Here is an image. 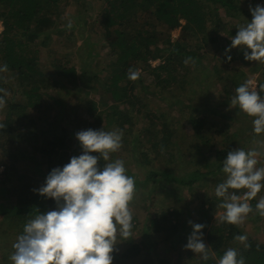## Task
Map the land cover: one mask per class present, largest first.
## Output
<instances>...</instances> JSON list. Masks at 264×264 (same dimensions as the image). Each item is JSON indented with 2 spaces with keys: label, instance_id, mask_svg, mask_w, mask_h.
<instances>
[{
  "label": "trees",
  "instance_id": "trees-1",
  "mask_svg": "<svg viewBox=\"0 0 264 264\" xmlns=\"http://www.w3.org/2000/svg\"><path fill=\"white\" fill-rule=\"evenodd\" d=\"M95 4L100 5L97 7ZM221 8L224 9V16L235 24L237 19L233 17H236L234 11L238 8V0H0V22L4 28L0 33V69L7 65L6 71H0V89L4 90L0 91V96L6 100V106L0 109V124L5 126L0 128V168H3L0 171V195L9 194L0 199V214L3 217L0 220V232H6L9 226L19 228L9 233L17 241L30 218L56 209L55 200L49 197L45 208H36L34 202L38 203L40 196L34 195V190L52 169L62 168L70 162L71 157L78 155L77 150L72 148L70 128L65 129L66 123L71 128H83L87 125L86 117L90 115L97 121L105 119L103 130L122 131L120 149L131 150V145L128 146L131 142L127 137L136 129H142L138 127L147 119L146 109L150 103L143 94L137 92L135 86H142L141 83L147 80L150 90L146 92L159 101L171 79L177 88L184 87L189 72L193 74L194 80V68H188L187 59L190 58L189 54L192 59L201 58L192 50L189 40L195 37L196 44L199 43L197 52L201 51V54L209 46H217L219 29L223 28L226 21L220 12ZM91 12L93 15H88ZM181 21L185 22L183 28L194 34H189L184 47L182 40L172 39V31L182 25ZM76 27L82 33L84 31L86 37L75 36L80 33ZM89 34H92L91 38ZM96 38L100 40L94 46L100 45L105 49L104 62L113 73L107 78L92 74L89 81H84L81 79L82 69L78 65L79 56ZM59 48L68 53L61 57ZM220 51L219 48L215 50V55ZM88 55L93 58L99 52L94 48ZM228 57L222 54L221 58L231 63L233 59L230 56L229 60ZM153 61L161 63L153 65ZM132 72L138 73L137 79L129 78ZM213 73L214 77L225 79L220 77L224 70L214 67ZM65 83L78 91L70 94V99L74 98L73 102L65 103L62 95L54 94L68 93L63 87ZM81 85L90 87L93 92L89 91L84 96ZM260 94L264 96V92ZM105 108L107 111L104 113ZM249 119L242 131L248 143L256 137L254 119ZM231 121L238 124L233 118ZM162 125L157 144L159 149L153 152L144 150L146 154L137 153L139 163L145 164L143 159L152 157L151 164H163L164 157L172 156L174 124L172 127L168 122ZM216 125V121L201 116L199 112L187 124L192 135L204 143H209L215 137ZM90 126L88 129L102 130ZM236 130L233 138L239 135V129ZM242 142L246 141L243 139ZM27 144L32 148V158L24 150ZM213 148V145L209 147L212 152L207 159L217 163L208 160L205 165L209 170L206 172L198 168L182 177L175 168H160L157 164L148 171L145 183H152L154 190H161L168 183L187 184L191 188L193 183L210 178V186L215 194L216 186L226 178L222 170L223 162L232 150L225 148L214 151ZM39 156L42 157L45 170L41 175L30 171V166L35 165L34 161ZM99 165L103 167L102 162ZM260 193L249 201L253 210L261 195L264 196V189ZM157 205L144 204V207L150 206L153 210V217L147 227L160 237L158 246L164 245L156 251L159 256L156 264H218L229 248L236 249L245 264H264V242L260 243L248 236L243 243L236 240L235 236L244 235L240 224H229L215 217L219 211L218 205L208 197H204L195 212L198 215L197 223L205 225L202 229L203 242L209 247V259L204 260L201 254L185 248L181 254L190 251L193 258L174 262L171 251L179 243L185 246L190 236L183 234L185 227L190 226V212L185 214L180 207L172 204L167 207ZM137 221L134 217L132 231L139 229ZM118 243L123 248H119ZM117 244L112 254L113 264H154L150 250L144 252L147 248L136 239L133 232L126 240L118 236ZM3 249L0 247V250ZM7 257L5 252L3 259Z\"/></svg>",
  "mask_w": 264,
  "mask_h": 264
},
{
  "label": "rangeland",
  "instance_id": "rangeland-1",
  "mask_svg": "<svg viewBox=\"0 0 264 264\" xmlns=\"http://www.w3.org/2000/svg\"><path fill=\"white\" fill-rule=\"evenodd\" d=\"M253 1L254 0H238V8L234 11V15L236 17H233L237 19L234 22L235 24H233L230 19L224 16V9H220L221 14L226 17L225 25L221 30L219 29L220 32L218 35L217 46H209V48H206L208 50L204 54H201V51L197 52L198 48L196 46L199 43L196 44L197 40L194 39L195 37H191L189 40V45L193 47L192 50H195L194 52L197 53V56L201 58V60L197 59V61L192 59L193 57L189 54L190 58L187 59L188 68H194V80H192L193 74H190L189 72L187 78L185 79L186 83H184V87L177 88V84L171 79L167 84L169 87L164 89V92L161 94V100L159 101L154 99V97L146 92L150 90L147 80L141 83L142 86H135V89L138 93L143 94L145 99L150 100V103L147 105V109L146 107L144 108L147 112V119H144L141 122V125L138 127L142 129H136V131L130 137H127V139L133 144V147L131 143L128 144V146L131 145V150L129 152L128 150L122 151L119 149L117 152L110 153L108 161H104L102 158L99 160V164H101V162L103 163L102 166H104L106 163L114 162L117 159L122 160L124 162L125 168L127 169L126 174L134 178L136 194L134 201L130 204V208L133 212V218L136 217L138 219L137 224L139 229H134L132 232L134 233L136 239L142 241L143 246L147 248L144 252L150 250L151 255H153L154 264H156V260L159 257L156 251L161 250L164 245L161 244V246H158L160 237H158L156 232H150L147 227L148 221L151 217H153V210L150 206L144 207V204L147 203V205H149L150 203H158L157 207H167L171 204L173 206L176 205L180 207V209L185 212V214H187L188 211L190 212L189 221L192 223H197L198 221V215L195 212V208L199 207L200 203L204 200V197H208L212 203H217L219 211L215 217H221L224 214L225 209L220 207V205L223 203V198L217 197L216 194H214V191L210 186V178L201 179L197 183H193L191 188L190 185L187 184L168 183L166 187H162L161 190H154L152 188V183H145V180L148 176V171L158 164L160 168H175L182 177L187 176L198 168L201 170V172H206L209 170V167L205 165L208 160L209 162H214V164L217 163L213 161V159H207L210 158L209 154L212 152L209 149L211 145L214 146V151L225 148L231 150L242 148L247 151L256 149L261 153V155L257 156L259 161L257 167H264V133L259 135L256 134L255 139L248 143L247 137H243L244 133H242V131H244V125L246 126V124L249 123V118L254 119V117L245 114L239 109L238 106H233L231 104V100L235 95V89L241 84L247 82L250 78H255L259 85L264 84V62L246 60L244 58V53L245 51H248L250 54V50L245 49V46L243 45L240 47L231 48L230 51H226V49L230 48L231 38L236 35L238 28L242 25H246L252 20L250 6L253 8L257 4L264 6V1L262 0H256L255 2ZM95 5L98 7L100 4ZM88 15H93V12L89 13ZM73 16L76 18L75 15ZM184 23V21H181L182 25L172 31L173 41L182 40L183 47L187 44L186 39L188 38L189 34L194 35L193 33H190L189 30L183 28ZM2 28L3 24L1 23L0 33L3 31ZM77 30L80 33L75 34V36H84V31L82 33L80 28H77ZM70 31L71 30H69V32ZM91 36L92 34H89L90 38ZM99 40L100 39L97 38L95 40H91V42L85 48L86 52L84 50V53H82L81 57L79 56L80 59L78 65L81 67L80 69H82L81 79L84 81H89L92 77V74H99L100 76L107 78V76L109 77L113 73V70L109 68L107 63L104 62V54L106 52L105 49L101 48L100 45H98V47L94 46V44H96V42ZM217 47L221 49V51L218 53V55H215L214 52L218 49ZM94 48H96V50L99 52V55L91 58L88 54L91 51H94ZM60 49L61 48H59V55L61 57L68 53ZM75 49L77 50L78 48ZM222 54L231 56L233 59L232 62L228 63V61H223L221 58ZM152 63L153 65H158L161 62L153 61ZM214 67L224 70V73L222 76H220L225 78L224 80H220L213 76ZM196 68L198 70H196ZM180 73H184V71H181ZM184 76L186 77V74ZM63 87L68 93L61 94L55 92L54 94L57 96L62 95L65 103L73 102L74 98L70 99V94H74L75 91H78L73 90L72 86L67 83H65ZM80 90H82L81 93L84 96H86V93L89 91L93 92L90 87L82 85ZM178 109L181 110L178 111ZM106 111L107 109L105 108L104 113ZM196 112H199L201 116H205L206 118L217 122V133L209 143H204L203 141L194 137V135H192V130H190V127L187 126V124L190 122V118L196 114ZM39 118H41V114H39ZM231 118H233V120H237L238 124H234L231 121ZM86 122L87 127L84 126L83 128L78 126L71 128L70 125L67 123L65 124V129L69 130L70 128V141L72 142L71 145L73 150H77L78 152L77 156L82 154V147H79L80 143L76 138V134L81 130H87L88 126L90 125L94 126L96 129H103L104 125L106 124L105 119L97 121L91 115L86 117ZM167 122L169 123L170 127H172L171 125L174 124V137L171 144L173 149L171 151L172 156L164 157L165 161L163 160V164L160 162H154L151 164V161H153L152 157V160H150L151 158L149 159V157L143 159L145 164L139 163L140 159L137 157V153H145L144 150L146 152H153L156 149H159L157 144L160 135V128L163 126L162 124H167ZM150 124H154V126H151ZM236 129H239V135L233 138L235 136V131L237 132ZM204 134L206 135L207 132ZM242 138L246 142L243 143ZM24 150L29 153L30 157L32 158V148L28 144L25 145ZM92 155L99 154L93 153ZM41 158L42 157L39 156L37 159H35V165L30 166L27 162V165L32 167L30 168V171L40 175L45 172L44 168L42 167L43 163L41 162ZM22 164L26 163L22 162ZM2 170L3 168H0V171ZM45 181L46 179H44L43 182L37 184L36 190H34V195H38L41 198H39L38 203L36 201L34 202V204L37 205L36 208H45V204L47 205V196L41 195L38 191L39 188L45 184ZM260 192L256 197H258L259 194H262ZM172 193H174V195H172ZM237 195L242 196L243 192L237 191ZM6 196L8 197L9 194L7 195V193H1L0 199L6 198ZM261 197L264 196L261 195ZM1 209L2 207H0V210ZM0 213H2V211H0ZM34 218L35 216L30 218L29 221ZM1 219H3V217L0 214V220ZM239 228L242 232H244V235L252 237L260 243L264 242V216H261L256 209L248 214L244 222L240 224ZM18 230L19 228L17 229L9 226L6 232H0V247L4 248L3 250H0V264H13L9 257L14 252V249L12 248L13 244L16 242V237H10L11 234L9 233ZM192 231L193 228L190 224V226L187 225L185 227L183 234L190 235ZM7 240H9V243H6ZM117 246H119V248H123L121 243H118ZM184 250V245L180 243L177 244L175 246V250L171 251L173 253L171 254L172 260L176 262L177 260L183 261L184 259H189V257L191 258L192 253L190 251L186 254H181L184 252ZM5 252L8 254L7 259H3V254ZM191 261L194 260L191 259Z\"/></svg>",
  "mask_w": 264,
  "mask_h": 264
},
{
  "label": "clouds",
  "instance_id": "clouds-1",
  "mask_svg": "<svg viewBox=\"0 0 264 264\" xmlns=\"http://www.w3.org/2000/svg\"><path fill=\"white\" fill-rule=\"evenodd\" d=\"M250 12L252 20L238 28L226 51L243 45L250 50V54L244 53L246 60L264 62V6H250ZM6 70L7 65L0 69ZM129 78L137 79L138 73L132 72ZM261 92H264V84L257 90L245 82L235 89L231 100L233 106L254 117L257 135L264 133V96ZM5 106L6 100L0 96V109ZM4 127L0 124V128ZM122 136V131L103 129L81 130L76 134L82 154L71 157L62 168L52 169L38 190L41 195L55 200L56 209L40 213L25 224L9 257L13 264H113L117 237L126 240L132 235L130 204L136 194L135 180L126 174L122 160L106 163L103 167L98 161L101 158L108 161L110 153L122 147ZM259 155L261 153L256 149L245 151L242 148L227 153L222 169L226 179L215 188L216 196L223 198L220 207L225 212L221 221L239 225L253 212L249 201L264 189V167H257ZM239 190L246 191L241 196L237 195ZM255 207L264 216V197ZM189 223L193 231L184 247L208 260L209 247L203 242L202 233L205 225ZM235 239L243 243L247 236L237 235ZM218 264H245V260L236 249L229 248Z\"/></svg>",
  "mask_w": 264,
  "mask_h": 264
},
{
  "label": "built area",
  "instance_id": "built-area-1",
  "mask_svg": "<svg viewBox=\"0 0 264 264\" xmlns=\"http://www.w3.org/2000/svg\"><path fill=\"white\" fill-rule=\"evenodd\" d=\"M0 26H1V23H0ZM2 30H3V28H2ZM247 82L250 83V87L256 88L257 90H259V83L255 78H250Z\"/></svg>",
  "mask_w": 264,
  "mask_h": 264
}]
</instances>
